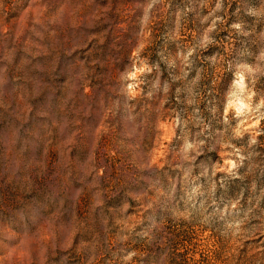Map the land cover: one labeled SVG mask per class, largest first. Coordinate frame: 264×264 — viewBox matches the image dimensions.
I'll use <instances>...</instances> for the list:
<instances>
[{
	"label": "rangeland",
	"instance_id": "rangeland-1",
	"mask_svg": "<svg viewBox=\"0 0 264 264\" xmlns=\"http://www.w3.org/2000/svg\"><path fill=\"white\" fill-rule=\"evenodd\" d=\"M0 264H264V0H0Z\"/></svg>",
	"mask_w": 264,
	"mask_h": 264
}]
</instances>
